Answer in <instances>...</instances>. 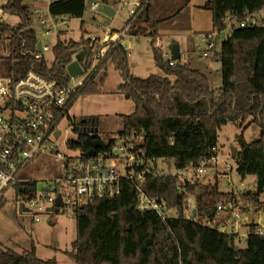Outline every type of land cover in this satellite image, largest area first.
<instances>
[{
  "label": "trees",
  "instance_id": "obj_1",
  "mask_svg": "<svg viewBox=\"0 0 264 264\" xmlns=\"http://www.w3.org/2000/svg\"><path fill=\"white\" fill-rule=\"evenodd\" d=\"M141 3L136 17L127 21L128 31L140 33L142 24L153 27V55L164 75L152 74L147 78L134 75L128 49L118 42L74 102L82 94L100 93L108 78V67L113 65L123 78L118 91L135 104L133 113L121 115L123 128L119 135L143 132L150 154L174 160L177 168L190 163L197 167L204 159L217 156L222 127L231 122L243 126L250 119V123L262 127L261 136L247 142L243 133L238 134L241 147L235 158L237 171L243 178L256 177V189L246 190L239 197L234 191L222 192L218 182L192 181L173 174L149 175L146 191L182 213L179 218L163 220L154 210L138 209L137 191L124 183L120 196L95 198L74 209L77 235L71 249L65 251L77 264H264V235L257 233L260 224L255 218L244 224L245 248L237 246L236 231H222L209 225L216 218L218 205L229 198L234 199L243 213H253V217L264 210V25L234 28L223 41L220 36L230 23L245 20L251 14L257 13L258 17L264 11V0H209L203 6L212 12L213 28L218 32L214 49L222 62V86L218 89L212 87L208 73L187 62L176 60L177 64L171 65V60L165 59L156 42L159 21L150 18L151 0ZM32 7L26 0H4V11L17 16L19 21L0 20V51L8 50L7 55L0 57V69L8 74H21L35 68L67 84L71 80L68 65L75 55L84 52L80 58L83 64L91 57V39L59 41L55 64L51 65L38 50ZM50 11L55 16L83 18L86 0H56ZM70 124L77 133L70 145L79 149L84 158L89 156L88 151L95 147L97 139L102 142L97 151L109 149L116 139H103L101 121L96 115L70 118ZM180 184L184 188L182 193ZM39 187L34 179L19 182L16 194L33 195ZM190 196L195 198V219L183 215ZM6 201L4 197L0 199V212ZM60 208L56 205L51 213ZM0 264H58V261L55 257L41 258L35 246L22 252L7 247L0 248Z\"/></svg>",
  "mask_w": 264,
  "mask_h": 264
},
{
  "label": "built area",
  "instance_id": "obj_2",
  "mask_svg": "<svg viewBox=\"0 0 264 264\" xmlns=\"http://www.w3.org/2000/svg\"><path fill=\"white\" fill-rule=\"evenodd\" d=\"M56 0H33L32 7L35 20L45 28L44 35L60 33L63 26L70 25L69 15L55 16L50 11V5ZM4 0H0V20H7L9 16L3 8ZM119 8H129L130 17H136L141 7V0H119ZM45 6V7H44ZM99 7L97 2L92 3L91 9ZM259 20L256 14H251L247 19L229 24L220 34L222 41L227 39L232 30L237 27L264 25V16ZM230 20V19H228ZM130 25L115 30L108 27L102 35L93 34L91 39L92 55L84 64L80 61L83 56L75 57L82 67L77 76L71 75L67 84H62L58 79L49 77L35 68L28 69L21 74H8L0 69V199L6 192L13 189L19 182L28 181L23 177V172L29 164L42 156H53L59 163V174L47 180L43 188L39 187L36 194L21 196L18 202L23 209L27 207L33 214L35 221H40L42 214L51 213L60 199L62 208H76L95 198H116L121 195L124 183H129L138 193V209L142 211L154 210L163 220L181 217L182 213L176 208H170L165 201L152 197L145 189L149 175L173 174L182 179L189 178L190 173H197V177L207 171V164L217 161V156L204 159L197 167L194 163L184 168H177L172 172H165L159 167V158L150 154L146 136L143 132H131L118 135L113 145L106 150L97 151L94 156L84 158L79 149L70 145V140L63 142L67 150H63L59 141L63 137L62 123L68 119L69 110L81 90L90 82L98 72L99 67L107 57L109 51L118 43L123 42ZM218 32H210L203 37L206 47L203 56H209L215 49ZM40 52L50 50V46L42 42ZM8 54V50L0 51V57ZM186 55V51L182 52ZM38 57L40 55H37ZM171 65H176L174 60ZM0 68L1 65H0ZM71 128L73 126L70 124ZM60 130V134L57 132ZM166 159V158H165ZM195 177L191 176L192 181ZM22 190L25 188L22 187ZM21 190V191H22ZM179 191H184L179 185ZM194 196L188 198L187 207L183 215L188 219H195ZM264 202V190L262 193ZM24 211V209H23ZM52 211V212H53ZM252 214L243 213L233 198H229L217 207L216 218L209 222L216 226L221 218L219 228L226 231L231 223L230 230L237 231L243 224L250 222ZM228 219V220H227ZM228 221V222H227ZM257 233L264 235V223H261Z\"/></svg>",
  "mask_w": 264,
  "mask_h": 264
},
{
  "label": "rangeland",
  "instance_id": "obj_3",
  "mask_svg": "<svg viewBox=\"0 0 264 264\" xmlns=\"http://www.w3.org/2000/svg\"><path fill=\"white\" fill-rule=\"evenodd\" d=\"M206 1L151 0L150 18L152 21H159L156 42L164 51L166 60L171 59L170 50L175 40L182 43V49L188 51L193 41L195 43L193 48L196 49L195 55L200 56L203 53V49L206 47V42L203 41L204 35L215 31L212 23V12L200 6ZM26 2L34 5L33 0H26ZM95 2L99 4V7L92 10L91 5ZM106 5L115 9L113 16H109L105 12ZM119 5V0H86V11L83 18L70 17L69 26H63L66 28H61L60 33L50 35H44L45 28L37 20L36 30L39 41L50 46V50L44 52L50 64H55L59 41L72 42L82 37L89 38L93 34L102 35L108 27L115 30L125 28L131 14L129 8L121 9ZM262 16H264V11L258 15V17ZM7 21L17 23L19 19L17 16H8ZM83 21L84 24L82 25ZM140 27H143L140 33L137 32L138 30L127 31L123 37V43L128 49L132 73L141 78H147L152 74L164 75V72L157 66L153 55L151 44L153 27L147 24H142ZM200 45L205 47L199 48ZM219 50L220 47H218ZM81 53L84 54L81 50L75 57H80ZM180 60L185 62V57L183 56ZM207 62L211 68L209 76L212 87L218 89L222 86L221 59L213 50L209 57L201 61L203 64ZM122 81L120 72L113 65H109L108 78L102 91L98 94L80 95L71 106L68 116L78 119L96 115L101 121L100 131L103 139L107 141L117 137L123 128L121 115L131 114L135 110L134 102L118 91ZM61 127L63 137L59 143L63 150H67L63 141L76 139L77 133L71 128L68 119H64ZM241 133L247 142H253L260 138L262 127L255 122L250 123V119L243 126L236 122L224 125L219 131V141L216 148L217 161H212L210 167L206 166L207 171L199 177L195 172H189V176L195 177L194 180L198 178L205 183L218 182L222 192L231 193L234 191L239 197L246 190L256 189L255 176L248 175L243 178L237 171V160L233 156V148H237L239 151L241 146L237 140V135ZM158 163L165 172L176 170L174 160L159 158ZM59 167L60 163L55 157L42 156L29 164L23 172V177L37 180L40 188H43L48 179H53L59 174ZM5 198L7 201L0 212V248L8 247L22 252L25 249H32L33 244L41 258L57 255L60 264H77L75 259L65 251L71 249V244L77 235L74 208H62L53 214H42L40 221H35L32 213L23 211L19 206L18 202L21 200V196L17 195L13 189L6 192ZM239 202L243 204L244 200L239 199ZM193 203L196 204L195 199ZM254 215L256 218L258 217V213H254ZM262 215L263 219L258 217L260 222L255 219L260 225L264 223V210ZM220 221H226V218L223 217ZM231 225V223L227 225L226 231H235L230 230ZM216 226L221 228V226ZM246 232L244 224L236 231L239 233L236 244L241 248L247 247ZM56 248L60 249L57 250Z\"/></svg>",
  "mask_w": 264,
  "mask_h": 264
},
{
  "label": "water",
  "instance_id": "obj_4",
  "mask_svg": "<svg viewBox=\"0 0 264 264\" xmlns=\"http://www.w3.org/2000/svg\"><path fill=\"white\" fill-rule=\"evenodd\" d=\"M105 12L109 15V16H113L115 14V9L113 7H111L110 5H106L104 8ZM42 42L39 41L38 42V50L41 51L42 50ZM171 54L172 57L171 59L176 61V60H180L181 58V54H180V45L178 43L173 44V46L171 47ZM82 71V67L80 66V63L78 61H73L68 65V72L70 75L72 76H77L78 74H80ZM60 134V130L57 132V135ZM102 146V142L97 139L96 143H95V147L91 148L88 151V155L89 156H94L97 152V148ZM238 153V149L237 148H233V156H236ZM61 203V200L59 199L57 201V204L59 205ZM24 211H28L27 207L23 208ZM50 211H53V208H50ZM194 213L196 214V209L194 210ZM254 219L253 216H251L250 220L252 221ZM149 243H151V240H149Z\"/></svg>",
  "mask_w": 264,
  "mask_h": 264
},
{
  "label": "crops",
  "instance_id": "obj_5",
  "mask_svg": "<svg viewBox=\"0 0 264 264\" xmlns=\"http://www.w3.org/2000/svg\"><path fill=\"white\" fill-rule=\"evenodd\" d=\"M209 0H207L203 5H200L201 7H203L207 2H208ZM151 8H152V2H151ZM204 8V7H203ZM150 12H151V9H150ZM175 43H178L179 45H180V54H181V58H183V56L185 57V62H187L190 66H192L193 68H196V69H199V70H201V71H204V72H206V73H208V74H210V72H211V68H210V64L207 62V63H205V64H203V63H201V61H203L204 59H206L207 57H209L210 56V54H209V56H207V57H204L203 56V53L200 55V56H196L195 55V52H196V49L195 48H193V47H195V43L192 41L191 43H188V44H191V48H188V49H190L189 51L188 50H186V49H182V46H181V44L182 43H180V42H178V41H174V43L173 44H175ZM205 45V44H204ZM205 47V46H204ZM204 47H202V45H200L199 46V48H204ZM184 51H186V55H182V52H184ZM170 53H171V50H170ZM171 57H172V54H171ZM180 58V59H181ZM170 60H172V59H170ZM199 60V61H198ZM181 61V60H180ZM200 66H202V67H200ZM262 212L263 211H261L260 213H258V217L260 216V218L261 219H263V215H262ZM258 217L256 218V217H254L257 221H259L258 220ZM260 222V221H259ZM53 224V223H52ZM35 245H33L32 244V246H31V248H33ZM35 248H36V246H35ZM57 250H59L60 248H56ZM36 253H37V251H36ZM38 255V254H37ZM39 256V255H38ZM53 257H55L56 259H57V261H58V264H60V261H59V259H58V257H57V255H53V256H51V257H47V258H53ZM46 259V258H45Z\"/></svg>",
  "mask_w": 264,
  "mask_h": 264
}]
</instances>
